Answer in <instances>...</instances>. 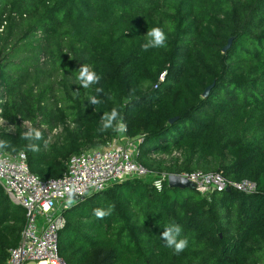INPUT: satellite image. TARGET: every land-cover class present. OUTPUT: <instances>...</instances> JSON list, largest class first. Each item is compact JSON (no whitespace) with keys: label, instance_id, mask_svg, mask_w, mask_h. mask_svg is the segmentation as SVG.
I'll list each match as a JSON object with an SVG mask.
<instances>
[{"label":"trees","instance_id":"obj_1","mask_svg":"<svg viewBox=\"0 0 264 264\" xmlns=\"http://www.w3.org/2000/svg\"><path fill=\"white\" fill-rule=\"evenodd\" d=\"M157 26L166 46L145 52ZM81 65L98 85H79ZM113 109L151 173L218 172L256 190H156L152 174L112 183L65 209L66 263L264 264V0H0V140L13 146L2 150L59 177L72 155L113 139L100 130ZM29 127L43 134L37 152L25 147ZM24 212L0 185V264ZM172 224L188 241L178 255L161 238Z\"/></svg>","mask_w":264,"mask_h":264},{"label":"built area","instance_id":"obj_2","mask_svg":"<svg viewBox=\"0 0 264 264\" xmlns=\"http://www.w3.org/2000/svg\"><path fill=\"white\" fill-rule=\"evenodd\" d=\"M136 138V137H131ZM137 147L118 145L113 140L71 156L59 177L41 179L31 172L23 151L0 150V185L14 204L24 209L25 222L17 246L8 250L6 264H67L58 251V234L65 226L68 190L77 192L76 202L89 193L128 178L153 175V186L161 190L167 173L153 174L137 160ZM193 182L203 196L237 190L252 193L256 183L248 178L233 180L221 173H179Z\"/></svg>","mask_w":264,"mask_h":264},{"label":"clouds","instance_id":"obj_3","mask_svg":"<svg viewBox=\"0 0 264 264\" xmlns=\"http://www.w3.org/2000/svg\"><path fill=\"white\" fill-rule=\"evenodd\" d=\"M146 40L141 45V48L147 52L149 49L153 48H162L166 46L167 42V34L161 27H153L146 32ZM77 80L79 81V85L84 89H88L93 85H98L101 76L95 70H93L88 65H81L79 67V72L77 75ZM95 92L97 94L103 92L101 87H96ZM91 104L97 106L101 104V100L97 98L96 95L90 96L88 98ZM126 124L123 122V118L121 117L118 110L113 109L110 113H105L101 117V131H105L108 129H113L117 132H125ZM23 139L27 141L26 150L37 152L39 151V145L37 141H41L43 139V134L40 130L29 127L27 131L23 133ZM13 146L9 144L6 140H0V150L12 148ZM102 190V189H98ZM68 199L67 206L72 207L76 202L77 192L74 189L68 190ZM91 195V193H89ZM112 207L108 208H97L94 210V216L97 219L103 220L105 217L111 216ZM182 232V228L179 224H172L161 233V238L164 240L166 247L171 248L174 254H180L185 250L188 246V241L185 238H180Z\"/></svg>","mask_w":264,"mask_h":264},{"label":"water","instance_id":"obj_4","mask_svg":"<svg viewBox=\"0 0 264 264\" xmlns=\"http://www.w3.org/2000/svg\"><path fill=\"white\" fill-rule=\"evenodd\" d=\"M230 42H231V39L228 40V43L226 46H224L223 50H226L228 48V46L230 45ZM209 88L210 86H208L204 90L203 92L204 96L207 94ZM175 119L176 117H172L169 119V122L172 123ZM167 182H168V186L170 187H176V188H181V189L183 188L196 189V186L193 182L177 174H169L167 178ZM226 191H230V190L227 189Z\"/></svg>","mask_w":264,"mask_h":264},{"label":"rangeland","instance_id":"obj_5","mask_svg":"<svg viewBox=\"0 0 264 264\" xmlns=\"http://www.w3.org/2000/svg\"><path fill=\"white\" fill-rule=\"evenodd\" d=\"M118 145H126V146H133L137 147L139 142L138 138H131L126 135L125 132H115V136L112 139ZM27 264H35V263H27Z\"/></svg>","mask_w":264,"mask_h":264},{"label":"bare ground","instance_id":"obj_6","mask_svg":"<svg viewBox=\"0 0 264 264\" xmlns=\"http://www.w3.org/2000/svg\"><path fill=\"white\" fill-rule=\"evenodd\" d=\"M41 264H43V263H41Z\"/></svg>","mask_w":264,"mask_h":264}]
</instances>
